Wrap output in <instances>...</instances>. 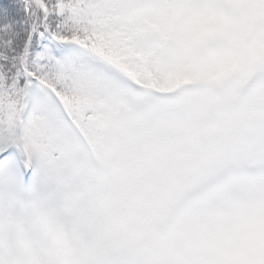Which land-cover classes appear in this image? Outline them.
Returning <instances> with one entry per match:
<instances>
[{
  "label": "snow or ice",
  "instance_id": "obj_1",
  "mask_svg": "<svg viewBox=\"0 0 264 264\" xmlns=\"http://www.w3.org/2000/svg\"><path fill=\"white\" fill-rule=\"evenodd\" d=\"M0 264H264V0H0Z\"/></svg>",
  "mask_w": 264,
  "mask_h": 264
}]
</instances>
